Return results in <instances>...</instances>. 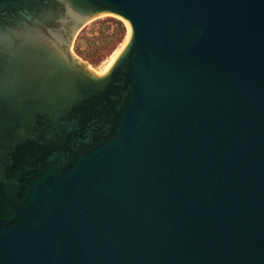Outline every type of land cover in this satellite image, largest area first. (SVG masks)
Wrapping results in <instances>:
<instances>
[{
	"label": "water",
	"instance_id": "1",
	"mask_svg": "<svg viewBox=\"0 0 264 264\" xmlns=\"http://www.w3.org/2000/svg\"><path fill=\"white\" fill-rule=\"evenodd\" d=\"M0 264H264V0H0Z\"/></svg>",
	"mask_w": 264,
	"mask_h": 264
},
{
	"label": "rangeland",
	"instance_id": "2",
	"mask_svg": "<svg viewBox=\"0 0 264 264\" xmlns=\"http://www.w3.org/2000/svg\"><path fill=\"white\" fill-rule=\"evenodd\" d=\"M106 18H113L117 21H120L124 28H125V36L123 38V40L121 41L120 44H118V46L113 50V52L119 48V46L122 44V42L124 41L126 35H127V27L126 25L119 19L115 18V17H110V16H103L101 18H98L96 20H104ZM94 20V21H96ZM94 21L86 24L76 35L74 41H73V44H72V51L73 53L80 59L82 60L83 62L87 63L91 68L92 70L97 73V74H102L103 72V67L105 65V62L108 60V58L110 57V55L113 53H111L109 56H107L106 58L102 59L97 65H93L91 63V61H89L88 59H86L83 55H79L75 52L74 50V47L77 43V41L79 40V37L81 38V41H83V44H82V53L85 54V52L89 53L90 55L93 56V54L95 52H98V47L101 45V42L103 41V37L106 36V35H109L112 33V30H113V25L112 24H109L107 23L106 25L108 26V29L107 31L103 33L104 31V26L103 27H99L98 25H94ZM103 35V36H102ZM106 40V39H105Z\"/></svg>",
	"mask_w": 264,
	"mask_h": 264
},
{
	"label": "trees",
	"instance_id": "3",
	"mask_svg": "<svg viewBox=\"0 0 264 264\" xmlns=\"http://www.w3.org/2000/svg\"><path fill=\"white\" fill-rule=\"evenodd\" d=\"M94 25H98L99 27H105L102 34H104L105 31H107L108 26L107 23L113 25L112 33L109 35H106L103 37V41L101 42V45L97 48L98 52H95L92 55L85 52V54L82 53V44L83 41H81V38L79 37V40L77 41L74 50L77 54L83 55L86 59L91 61L93 65H97L102 59L109 56L113 50L118 46V44L121 43L125 36V28L123 24L120 21H117L113 18H106L104 20H96L93 22ZM103 36V35H102ZM106 39V40H105Z\"/></svg>",
	"mask_w": 264,
	"mask_h": 264
},
{
	"label": "bare ground",
	"instance_id": "4",
	"mask_svg": "<svg viewBox=\"0 0 264 264\" xmlns=\"http://www.w3.org/2000/svg\"><path fill=\"white\" fill-rule=\"evenodd\" d=\"M127 38H128V27H127V35H126L124 41H123L122 44L119 46V48L116 49V50L110 55V57L108 58V60L105 62V65H104V67H103V71L105 70L107 64H108V63H109V62H110V61H111V60L117 55V53H118V52L121 50V48L124 46V44H125Z\"/></svg>",
	"mask_w": 264,
	"mask_h": 264
}]
</instances>
